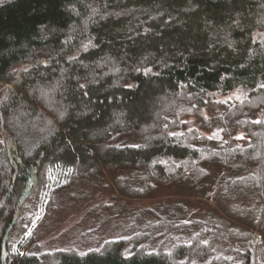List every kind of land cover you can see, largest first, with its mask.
<instances>
[{
    "label": "trees",
    "instance_id": "1",
    "mask_svg": "<svg viewBox=\"0 0 264 264\" xmlns=\"http://www.w3.org/2000/svg\"><path fill=\"white\" fill-rule=\"evenodd\" d=\"M55 172L129 174L130 199L173 188L224 217L176 200L99 248L14 254ZM262 258L264 0H0V264Z\"/></svg>",
    "mask_w": 264,
    "mask_h": 264
},
{
    "label": "rangeland",
    "instance_id": "2",
    "mask_svg": "<svg viewBox=\"0 0 264 264\" xmlns=\"http://www.w3.org/2000/svg\"><path fill=\"white\" fill-rule=\"evenodd\" d=\"M224 100H216L214 106L209 103L204 116L211 118L213 111L218 112ZM190 120L195 122L194 119ZM234 138L238 142L246 141L241 132H237ZM127 175L130 176L122 173L103 175L98 179L77 181L66 187V174L53 173L49 177V193L41 191L37 194L39 206L35 211V218L12 252L17 254L20 249L22 253H34L36 249H39V252L76 249L83 253L99 248L107 240L123 237L130 224L140 228L151 222V211L160 208L162 203L172 206L176 200L189 204V210L192 213L198 211L200 216H205L213 210L216 216L224 217L216 204L207 205L202 200L185 194L177 196L173 188L158 189L151 197L143 200L130 199L120 193L115 184L118 177ZM25 206L26 215L30 216L34 211V201L27 200ZM232 226L236 229L248 228L236 221L232 222ZM228 249H231V246L223 245L217 250V254L220 252L226 257L231 252ZM261 264H264L263 258Z\"/></svg>",
    "mask_w": 264,
    "mask_h": 264
},
{
    "label": "snow or ice",
    "instance_id": "3",
    "mask_svg": "<svg viewBox=\"0 0 264 264\" xmlns=\"http://www.w3.org/2000/svg\"><path fill=\"white\" fill-rule=\"evenodd\" d=\"M81 87H84V85H81ZM243 137H238V139H242Z\"/></svg>",
    "mask_w": 264,
    "mask_h": 264
}]
</instances>
